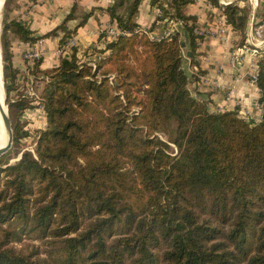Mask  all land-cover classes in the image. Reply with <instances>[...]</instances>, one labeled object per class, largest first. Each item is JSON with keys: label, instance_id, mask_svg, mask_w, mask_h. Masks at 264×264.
I'll list each match as a JSON object with an SVG mask.
<instances>
[{"label": "trees", "instance_id": "obj_1", "mask_svg": "<svg viewBox=\"0 0 264 264\" xmlns=\"http://www.w3.org/2000/svg\"><path fill=\"white\" fill-rule=\"evenodd\" d=\"M142 1L105 9L128 35L95 51V68L75 48L54 69L34 64L46 123L34 154L12 165L0 158V264H264V120L211 112L188 90L183 48L193 60L197 47L195 19L182 14L189 0H150L174 10L185 43L179 31L160 42L138 31ZM208 1L243 44L249 9ZM74 10L52 32L63 33L62 43ZM11 11L1 48L16 143L30 102L15 92L10 37L36 38ZM259 69L264 111V59ZM172 126L170 141L161 140Z\"/></svg>", "mask_w": 264, "mask_h": 264}, {"label": "crops", "instance_id": "obj_2", "mask_svg": "<svg viewBox=\"0 0 264 264\" xmlns=\"http://www.w3.org/2000/svg\"><path fill=\"white\" fill-rule=\"evenodd\" d=\"M189 1L190 3L182 9V14L194 18L195 27L206 31V36L196 39L197 47L193 60L187 56L190 49L187 46L183 48V69L190 79L188 90L196 99L208 100L211 112L236 111L241 119L242 114L246 112L248 123L262 122L264 111L259 104L260 89L249 76V63L254 58L242 49L244 43L241 42L240 34L227 23L221 8L212 5L208 0ZM248 1L237 0L233 3L240 8L249 9L246 37L252 23L264 18L262 0H258L257 5ZM16 3L11 12V19L19 22L32 33V38H36L34 42H23L16 36L10 37L11 63L18 87L15 92L23 91L22 95H27L30 89L36 94V88L39 91V88L43 89L45 85L43 76L32 75L34 64H38L41 72L59 65L61 58L57 50L63 44V33L57 31L52 35V32L65 22L72 10L75 9L73 18L66 23L67 30L72 33L66 40L75 39L76 56L80 62L93 61L90 51L93 50L96 54L95 51L104 50L109 43L106 41V30L118 28L105 12L113 0H18ZM157 10L151 6L150 0H143L135 18L138 28L156 33L174 28L180 32L185 43L183 27L174 10L163 5V16L160 18ZM81 22L83 24L79 26ZM218 28L224 30L221 36L216 34ZM32 50H41L43 56L30 66L23 56ZM235 51L238 55L232 61V53ZM104 55H107V52ZM98 56L101 58V55ZM256 60L258 64L261 61L260 58ZM201 80L207 81L202 84Z\"/></svg>", "mask_w": 264, "mask_h": 264}, {"label": "built area", "instance_id": "obj_3", "mask_svg": "<svg viewBox=\"0 0 264 264\" xmlns=\"http://www.w3.org/2000/svg\"><path fill=\"white\" fill-rule=\"evenodd\" d=\"M236 1L237 0H218L219 4H221L223 6L231 5V4L235 3ZM250 1H252L255 5H257L258 0H250ZM262 2L264 4V0H262ZM162 13L163 12L161 9L157 10V14H158L159 18L163 16ZM137 30L143 32L148 37V39L150 41H154V42H160L162 40L169 39L171 37L173 31H175L174 28L166 29L161 33L150 32L148 30H144V29H140V28H138ZM222 33H224V30L221 28H218L216 31V34L221 36ZM105 34H106V41L107 42L113 41L119 35H128L127 32H122L118 28L117 29H112V28L107 29ZM193 34L195 35L196 39H201L202 37L206 36V31L201 30L198 27H194L193 28ZM75 47H76L75 39L70 38V39L66 40L59 47V49L57 50V54H58V56H60V58H64L66 56H69L71 53V50ZM242 49L245 51V53H249L254 58V59H251L250 63H249V76H250V80L254 84H257L258 74H259V64H258V61L256 59L257 58L264 59V18L252 23L250 31H249L247 37L245 38L244 45H243ZM237 55H238L237 51L232 53L231 60L233 61V58H235ZM42 56H43V53L41 52V50H32V51L25 53L23 58L30 66H32L34 64V62L41 59ZM90 56H93V61H91L89 63V65L92 68H95V62H96V60L100 59V56L94 54L93 50L90 51ZM206 81L207 80H201V83L205 84ZM26 94L33 99L32 104L37 103V101L39 100L36 97V94L31 89ZM40 109L43 112V108L41 107ZM247 116H248L247 113L244 112L242 114V120L248 122Z\"/></svg>", "mask_w": 264, "mask_h": 264}, {"label": "rangeland", "instance_id": "obj_4", "mask_svg": "<svg viewBox=\"0 0 264 264\" xmlns=\"http://www.w3.org/2000/svg\"><path fill=\"white\" fill-rule=\"evenodd\" d=\"M17 1L18 0H11V2L7 4L6 6H5V2H3V4L0 7V68L2 67V70H3V62H2V48H1V32H2L3 20L6 14V8L9 7V9H11L12 7V10H14L17 5L16 3ZM246 1L249 2L248 0ZM40 89L41 88H39V91H38V88H36V95L39 98L42 92V89L41 90ZM20 93L21 95L24 94L23 91ZM20 93L18 92L17 94H20ZM12 95L15 96V93H12ZM23 96L26 97L27 100L30 102V109L25 110L22 113L20 120H18V127L22 128V131L26 133V136H24L22 139H20L16 143L14 142V139H13V144H12L11 149L6 154L0 157L3 159V163H4L3 165L14 164L21 158L22 153H24L25 151H28L34 154L36 141H37L39 132L45 128V123H46L45 114L42 113V110H40L41 100H38L37 103L32 104L33 99L31 97H29L28 95H23ZM5 98H6V94H5ZM6 103H7V100H6ZM7 106H8V103H7ZM173 130H174V127L172 126L167 134L159 133L158 137L165 142H169L170 136L173 134L172 132ZM171 152L172 154H175V149L172 148Z\"/></svg>", "mask_w": 264, "mask_h": 264}, {"label": "water", "instance_id": "obj_5", "mask_svg": "<svg viewBox=\"0 0 264 264\" xmlns=\"http://www.w3.org/2000/svg\"><path fill=\"white\" fill-rule=\"evenodd\" d=\"M4 2H5V0H4ZM175 39H176L175 36L171 37V40H175ZM1 81H2V90L4 93V104L6 106V111L4 112L0 106V114H1V118H2V124H3V128H4V132L6 134L7 142L2 148H0V157L9 151L12 147V144H13V131H12L11 121H10V117H9V113H8V106H7L6 98H5L2 68H1Z\"/></svg>", "mask_w": 264, "mask_h": 264}, {"label": "bare ground", "instance_id": "obj_6", "mask_svg": "<svg viewBox=\"0 0 264 264\" xmlns=\"http://www.w3.org/2000/svg\"><path fill=\"white\" fill-rule=\"evenodd\" d=\"M4 0H0V7L3 4ZM2 68V67H1ZM1 68H0V106L1 109L5 112L6 106L4 104V93L2 90V81H1ZM7 142L6 134L4 132L3 124H2V118L0 114V148H2Z\"/></svg>", "mask_w": 264, "mask_h": 264}]
</instances>
